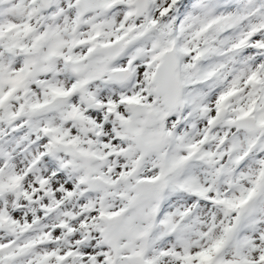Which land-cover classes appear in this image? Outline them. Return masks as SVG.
I'll use <instances>...</instances> for the list:
<instances>
[{
	"label": "snow or ice",
	"instance_id": "1",
	"mask_svg": "<svg viewBox=\"0 0 264 264\" xmlns=\"http://www.w3.org/2000/svg\"><path fill=\"white\" fill-rule=\"evenodd\" d=\"M0 264H264V0H0Z\"/></svg>",
	"mask_w": 264,
	"mask_h": 264
}]
</instances>
